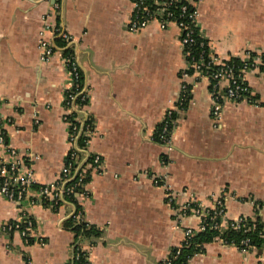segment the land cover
I'll use <instances>...</instances> for the list:
<instances>
[{"label":"crops","instance_id":"0c3cea01","mask_svg":"<svg viewBox=\"0 0 264 264\" xmlns=\"http://www.w3.org/2000/svg\"><path fill=\"white\" fill-rule=\"evenodd\" d=\"M135 1L0 0V133L7 146L32 168L37 185L59 179L71 150L63 120L71 87L65 48L74 52L86 94L73 120L80 130L91 127L79 130L86 141L77 143L74 172L85 179L73 202L64 197L54 207L36 189L19 203L0 195V228L26 217L32 236L43 240L27 244L17 232H0V264H75L77 249L88 264H162L181 246L185 228L198 225L180 207L205 209L215 199L230 221L254 218L258 202L264 223V68L245 77L255 104L225 101L218 127L206 80H186L195 104L177 110L185 68L179 28L172 20L161 28L157 15L130 32ZM181 1L218 58L264 56V0ZM41 41L53 48L47 62ZM167 111L176 113L174 127L157 143L153 135ZM189 264H264V251L215 240Z\"/></svg>","mask_w":264,"mask_h":264},{"label":"built area","instance_id":"2783aa9c","mask_svg":"<svg viewBox=\"0 0 264 264\" xmlns=\"http://www.w3.org/2000/svg\"><path fill=\"white\" fill-rule=\"evenodd\" d=\"M182 12L186 10V7L183 6L181 8ZM164 9L151 10L149 6L143 3L142 0H136L133 5V13L130 18L128 24V30L130 32H139L144 29L149 22L156 19L157 15L159 16V24L161 28L165 27V23L168 20H165ZM167 17H170V13L165 14ZM163 17V18H162ZM190 18L193 21V26L195 27V12L190 14ZM177 26L180 31V43L182 46V54L185 60V68L180 73V92L179 98L176 105L177 110L182 111V106L186 105H194L195 102L190 98V87H188V83L186 80L188 79H203L208 82L209 88V97H210V116L214 127H218L221 122L223 104L225 101L231 102H248L250 104H255V101L252 100L251 91L246 82V75L250 73H259L264 68V56H260L259 54L246 53L240 59L239 67L231 64V59L223 60L218 58L208 49L207 43L204 41L200 42V47L202 48L200 51V59L194 60L191 58L190 60H186L191 55L190 47L194 43V39L192 38L193 30L187 26H185L182 22L177 23ZM184 30L185 35H181V31ZM57 32V31H56ZM63 39H67L65 34L57 33ZM205 46V48H203ZM41 60L47 62L49 57L53 54V48L41 41L40 43ZM205 59H203L205 57ZM66 65H69L68 76L70 77V86L69 91L65 98V109L66 114L63 116V120L67 122L70 126V137L68 143L71 147L69 151L67 161L64 167L60 171V176L57 181L54 183L42 186L37 185L36 179L34 177L33 170L30 166L23 165L21 160L17 158L16 152L7 146L5 141V136L3 133H0V195L4 198L8 199L9 202L16 203L21 202L23 198L28 194L33 187H37V193L40 200L50 201L52 206H57L62 198L65 196H69L74 193L75 187H81L84 183L85 175L82 172H74L76 168V159L80 149L77 146V140L79 136V132L82 128L86 130H90L88 124L83 126L81 130L79 126L76 124H72V122L67 120V116L74 112L76 105L74 104L76 98H79L80 102L86 101L85 90H82L78 82V64L76 62L75 56H72L69 59L65 58ZM191 70V73L188 71ZM3 102L0 101V104ZM84 105V104H82ZM171 114L170 111H167L166 117H169ZM5 119L2 115H0V126L3 125ZM80 130V131H79ZM165 130V129H164ZM165 132V131H164ZM4 153V155L1 154ZM95 166L99 163V157H95L93 160ZM143 176H147L148 172L144 171L142 173ZM77 178L76 183L73 186L66 187V184L71 180ZM151 178L155 185L164 186L162 178L151 174ZM166 191L169 193L168 187H166ZM170 195V194H169ZM169 197V196H167ZM214 212V216H220L223 220H227L225 218V208L223 201L221 199H215L208 209ZM207 209H204L200 205H197L194 209L186 204L180 208L182 215L186 212H191L194 216L201 218L196 228L187 227L184 230V240L193 236L194 233L203 230V221L209 215ZM230 221V220H229ZM243 221L242 218L237 220H233V227L238 228ZM222 226V225H220ZM33 231V223L29 218H23L19 221H12L3 224L0 228V232L4 234H10L13 232H17L26 242H28L29 238L34 239V243L43 245V240L39 236H32L31 232ZM233 246V245H232ZM242 248H237L241 252L249 251V247L247 249V241L244 240L241 242ZM180 248V247H179ZM253 249V248H251ZM78 253H75V259L78 254L81 253L79 249ZM175 258V255L173 256ZM170 256L167 257L162 264H169ZM85 264H88L85 261Z\"/></svg>","mask_w":264,"mask_h":264},{"label":"trees","instance_id":"16d2710c","mask_svg":"<svg viewBox=\"0 0 264 264\" xmlns=\"http://www.w3.org/2000/svg\"><path fill=\"white\" fill-rule=\"evenodd\" d=\"M143 3L147 4L151 10H160L164 9V15L165 20L168 21H175L176 23L182 22L185 26L191 28L193 30L192 38L194 39V43L190 47L191 55L186 58V60H190L193 58L194 60H199L200 59V42L204 41L207 43L204 39H202L198 35L197 28L193 26V21L190 18V14L193 12V9L186 3H184L181 0H142ZM185 6L186 10L182 12L181 8ZM170 13L171 16L167 17L165 14ZM163 18V17H162ZM186 33V32H185ZM184 30L181 31V35H185ZM56 46L59 48H62L64 46V42L62 39H58L56 42ZM205 48V46L203 47ZM206 49V48H205ZM253 55V54H251ZM62 56L66 59L71 58L74 56V52L71 48H65L62 49ZM205 61H207L206 54L205 57L203 58ZM240 59L233 58L231 59L230 63L234 64L235 66L239 67L240 65ZM69 65H67V70H69ZM262 70V69H261ZM191 70L188 71V73ZM78 82L80 87H82V84L84 82L83 75L78 68ZM190 87V86H188ZM254 100V98H252ZM86 103L85 102H80L79 98H76L74 104L75 105H82ZM187 108L186 105L182 106V111ZM75 116V112H72V114L67 116V120L72 122V124L78 125L77 122L73 120V117ZM176 119V113L171 112L169 117H166L165 120L158 125L154 135H153V140L157 143H166L171 136L172 130H173V123L174 120ZM90 127V124H89ZM91 128V127H90ZM165 129V130H164ZM165 131V132H164ZM86 141V137L83 135L78 136L77 143L80 144V142ZM80 146V145H79ZM77 181V178L74 180H71L66 184V187L73 186ZM33 189H37L36 186L33 187ZM79 188L75 187L74 188V193H72L69 196H65V199L68 201L73 202V198L75 193L77 192ZM197 204H191V207L194 209ZM212 204L209 203L206 205L205 209H209ZM260 204L258 202L255 203V216L254 218H246V217H241L243 221L241 222L240 226L238 228L233 227V222L229 220H223L220 216H214V212L208 210L209 215L204 218L203 221V230L196 232L191 236L190 238H186L182 240L180 248H175L172 250L170 254V262L169 264H189L190 259L197 254H200L204 252V246L217 240L221 241L223 244L226 245H233L238 248H242L241 242L246 240L247 241V246L244 247H249L256 249L257 252L260 254L264 251V223L261 221L259 217V209ZM197 217V216H196ZM202 220L201 218L197 217V221ZM222 225V226H220ZM93 232L90 229H87L85 232V236L89 237L92 235ZM32 243V239L29 238L27 244ZM76 253H78V250H76ZM175 255V258L173 256ZM75 264H85V257L83 253H79L77 258L75 259Z\"/></svg>","mask_w":264,"mask_h":264},{"label":"rangeland","instance_id":"374dc122","mask_svg":"<svg viewBox=\"0 0 264 264\" xmlns=\"http://www.w3.org/2000/svg\"><path fill=\"white\" fill-rule=\"evenodd\" d=\"M152 182H153V180H152ZM153 184H154V182H153ZM166 196H169V193H167ZM170 196H171V195H170ZM170 196L168 197L169 199H170ZM182 206H183V205H182ZM182 206H181V207H182ZM181 207H180V208H181Z\"/></svg>","mask_w":264,"mask_h":264}]
</instances>
